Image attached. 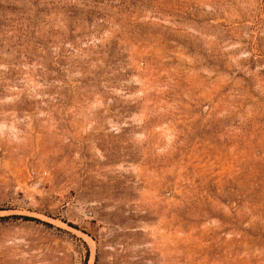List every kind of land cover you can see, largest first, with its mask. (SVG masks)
<instances>
[{
  "label": "rangeland",
  "instance_id": "rangeland-1",
  "mask_svg": "<svg viewBox=\"0 0 264 264\" xmlns=\"http://www.w3.org/2000/svg\"><path fill=\"white\" fill-rule=\"evenodd\" d=\"M0 264H264V0H0Z\"/></svg>",
  "mask_w": 264,
  "mask_h": 264
},
{
  "label": "trees",
  "instance_id": "trees-1",
  "mask_svg": "<svg viewBox=\"0 0 264 264\" xmlns=\"http://www.w3.org/2000/svg\"><path fill=\"white\" fill-rule=\"evenodd\" d=\"M18 217V216H17ZM22 217V216H21Z\"/></svg>",
  "mask_w": 264,
  "mask_h": 264
}]
</instances>
